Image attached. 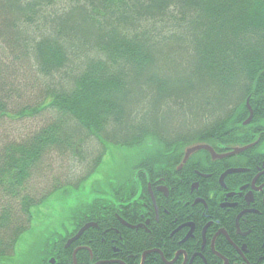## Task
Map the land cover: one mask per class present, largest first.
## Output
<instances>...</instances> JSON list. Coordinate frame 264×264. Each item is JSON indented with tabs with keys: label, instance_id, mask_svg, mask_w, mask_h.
<instances>
[{
	"label": "trees",
	"instance_id": "1",
	"mask_svg": "<svg viewBox=\"0 0 264 264\" xmlns=\"http://www.w3.org/2000/svg\"><path fill=\"white\" fill-rule=\"evenodd\" d=\"M0 38V124L41 123L0 136V264L31 207L94 172L107 141L146 151L113 186L128 194L138 169H175L186 147L235 146L264 122V0H0ZM84 201L73 217L106 204ZM125 236L130 254L161 247Z\"/></svg>",
	"mask_w": 264,
	"mask_h": 264
},
{
	"label": "flooded vegetation",
	"instance_id": "2",
	"mask_svg": "<svg viewBox=\"0 0 264 264\" xmlns=\"http://www.w3.org/2000/svg\"><path fill=\"white\" fill-rule=\"evenodd\" d=\"M235 138V146L212 145L222 157L205 151L185 160V152L175 169H138L140 190L95 197L106 204L57 229L50 255L42 252L36 264H134V257L142 264H264V253L255 255L264 245V122ZM93 231L107 255L88 239ZM130 232L158 235L161 247L124 252Z\"/></svg>",
	"mask_w": 264,
	"mask_h": 264
},
{
	"label": "rangeland",
	"instance_id": "3",
	"mask_svg": "<svg viewBox=\"0 0 264 264\" xmlns=\"http://www.w3.org/2000/svg\"><path fill=\"white\" fill-rule=\"evenodd\" d=\"M29 123L30 121L26 123L27 125L17 126V134L21 130L18 137L28 133L26 131L28 125L30 129L33 126L41 125L39 122L34 125ZM10 126L12 125L6 121L0 124V136L2 132L5 135V131ZM145 153L146 151H142L141 148L106 143L104 157L94 172L87 175L79 184L64 186L43 202L31 207L30 227L18 239L15 254L7 264H34L38 257V249L44 251V243L49 235L57 229L62 230L64 224H69L72 212L78 208L80 200L104 197L106 196L105 192L110 196L112 183L117 179H123ZM64 179L66 178H62V180Z\"/></svg>",
	"mask_w": 264,
	"mask_h": 264
},
{
	"label": "bare ground",
	"instance_id": "4",
	"mask_svg": "<svg viewBox=\"0 0 264 264\" xmlns=\"http://www.w3.org/2000/svg\"><path fill=\"white\" fill-rule=\"evenodd\" d=\"M246 103H248L249 104V100L246 102ZM16 132V134H17V130L15 131ZM18 134H19V132H18ZM106 143H110V144H113V145H116V144H114V143H112L111 141H107ZM130 148H132V147H130ZM234 150H232L231 151V153L233 152ZM161 176H164L165 174L164 173H159ZM165 180L167 179V177H163ZM131 183H133V182H131ZM156 199V201H157V203H158V200H160L159 199V197H156L155 198ZM263 235H264V233H263ZM238 234L237 235H233V236H231V240H233V238H238ZM257 250H258V252L257 253H255V255L256 256H260V255H262L263 253H264V245L263 246H259V247H257ZM255 260H257V259H255ZM132 262L134 263V264H142L143 262H141L140 261V259L139 258H136V257H134V259H132Z\"/></svg>",
	"mask_w": 264,
	"mask_h": 264
},
{
	"label": "water",
	"instance_id": "5",
	"mask_svg": "<svg viewBox=\"0 0 264 264\" xmlns=\"http://www.w3.org/2000/svg\"><path fill=\"white\" fill-rule=\"evenodd\" d=\"M251 118H252V113H251L249 119H248L245 123H248V122L251 120ZM199 149H207V150H210L211 153L213 154V156L216 155V154L214 153L213 149H212L211 147H209L208 145H198V146H194V147H192V148H189V149L187 150V152H186V158H187L191 153H193V152H195V151H197V150H199ZM235 152H236V150H235L233 153H235Z\"/></svg>",
	"mask_w": 264,
	"mask_h": 264
}]
</instances>
